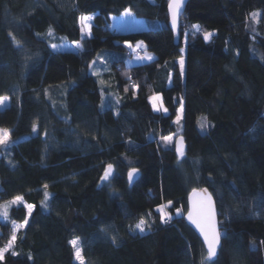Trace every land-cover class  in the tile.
Instances as JSON below:
<instances>
[{
  "label": "trees",
  "instance_id": "obj_1",
  "mask_svg": "<svg viewBox=\"0 0 264 264\" xmlns=\"http://www.w3.org/2000/svg\"><path fill=\"white\" fill-rule=\"evenodd\" d=\"M167 3L0 0V97L9 98L0 128L11 133L0 146V248L16 235L0 264H80L73 238L85 264H202L204 247L184 221L193 188L215 202L214 264H264V0H188L177 39ZM126 9L146 28L111 30ZM81 15L93 18L84 38ZM52 35L81 48L54 51ZM103 52L106 97L90 72ZM143 53L152 59L126 64ZM156 95L165 114L151 105ZM168 135L183 138V156ZM141 218L151 225L144 233Z\"/></svg>",
  "mask_w": 264,
  "mask_h": 264
},
{
  "label": "snow or ice",
  "instance_id": "obj_2",
  "mask_svg": "<svg viewBox=\"0 0 264 264\" xmlns=\"http://www.w3.org/2000/svg\"><path fill=\"white\" fill-rule=\"evenodd\" d=\"M184 4V0H169V10L171 13L172 18V25L175 29L177 26V19L181 12L182 6ZM131 10L126 9L124 12V15H131ZM257 14H254L253 18H256ZM93 18L91 16L87 15H81L79 17V22L81 25V31L82 32H88L90 34L91 31V25L89 24V21H91ZM194 27H198L195 26ZM52 34V30L49 29V35ZM211 36V33L205 34V39H208ZM142 43V42H141ZM129 47H132V45H128ZM140 45L138 44L137 47ZM52 48H58L59 46L56 44L51 45ZM79 47V45H78ZM183 51V49H181ZM138 59H148L151 60V56H145V57H137ZM180 66H181V75H183L184 70V60L183 57L180 58ZM7 96L0 97V107L5 106L6 102L8 101ZM150 99L153 102V107L157 111L160 110V107H162V104L158 107V102L161 100V97L159 96H153L150 97ZM166 112L167 109H164ZM180 112H183V106H181ZM181 119V115H177L176 123L179 124ZM201 128L207 127V122L203 121L200 124ZM33 131H36V125H33ZM11 133L10 130L7 128H0V146L6 147L10 141ZM161 139L165 141L166 143H171L173 141V137L171 135L169 136H162ZM176 151L180 156L184 155V145H183V138L181 137L176 144ZM112 168L113 165L108 164L107 168L105 169L104 176L102 177L103 180H107L108 177L112 174ZM136 172V169H132L128 173L129 181L131 182L133 179V175ZM47 188V185L44 186ZM48 193L45 192V198H47ZM21 196H16L12 201H10V204H17L22 201ZM189 201H190V209L188 211V220L191 221L192 224L196 226V228L199 230L200 234L203 236V242L206 245L207 253L204 257V260L202 261V264H207V262H212L214 264L213 258L217 256V249L220 247L221 243V233L218 231L217 228V221H216V211L214 202L212 199V194L208 192V190L205 189H196L193 188L191 193L189 194ZM171 204V201L168 202ZM27 209L29 210V215L31 214L32 205H25ZM167 207V205H161L158 207L157 211L161 212V220L163 222H168L171 217L164 212V209ZM179 212V210H177ZM4 215L7 216V212H4ZM27 224V220L24 221V224L15 227H23ZM145 227H151L147 223V221L143 218L139 220V222L135 225L136 229H139L140 232H143L145 230ZM16 240L15 232L12 235L11 239L8 241L7 245L4 248H0V259H3L4 253L10 249H12L14 243ZM115 242V241H114ZM75 251V257L77 260L80 261V264H85V259L82 255V249L80 247V241L79 238H75L69 242ZM13 255H15V252H13Z\"/></svg>",
  "mask_w": 264,
  "mask_h": 264
},
{
  "label": "rangeland",
  "instance_id": "obj_3",
  "mask_svg": "<svg viewBox=\"0 0 264 264\" xmlns=\"http://www.w3.org/2000/svg\"><path fill=\"white\" fill-rule=\"evenodd\" d=\"M124 12L120 16H111L110 17L109 27L111 30H113L115 32H122V31H130V30H137V29H141V28H146L147 23L143 19L135 18L133 16V14L124 15ZM89 24H91V21H89ZM80 30H81V25H80ZM54 35L49 37L50 38L49 39V46L51 47V45L56 44L59 47L55 48V49L51 47L52 50H54V51H57V50H60V51H78V50H80V48H81L80 42H78V41L71 42V41L66 40L64 37H61V36L58 37V36H54ZM89 35L90 34L88 32H82L81 31V38L87 37ZM204 38H205V35H204ZM208 39H205V40H208ZM129 44L132 45L131 43H125L127 49L132 52L135 48V45H132V47H129L128 46ZM78 45H79V47H78ZM136 48H138V47H136ZM182 49H183V51H181V53H182V57L184 60V47ZM106 53H108V52H103V53L99 54V56L92 62L91 66H90V72L92 74L98 75L100 84L102 86V90H104L103 95L105 97L109 96L113 93L112 90H110V89L105 90V87H106L108 82L104 80L103 74L107 70H109L108 64H107ZM139 54H141V53H139ZM138 56L139 55L133 54L131 57H127L125 59L126 64L127 65L139 64L143 60H145V59H138L137 58ZM145 56H146V53H143V55H141L139 57H145ZM179 62H180V59H179ZM94 72H96V73H94ZM156 96L161 97V95H156ZM150 102H151V105L153 107L152 100H150ZM8 103H9V100L6 102L5 106L8 105ZM161 104H162V97H161V100L158 102V107ZM5 106L0 107V109L4 108ZM153 109H154V107H153ZM164 109L165 108L162 104V107H160V110H161V112H163L165 114L167 111L165 112ZM180 115H181V113H180ZM171 136L173 137L172 142L176 141L177 136H175V135H171ZM28 214H29V210H28ZM138 231H139V233H144L147 231V227H145V230L143 232H140L139 229H138ZM73 239H75V238H73ZM73 239H71V240H73ZM80 247H81V245H80ZM72 248H73V246H72ZM73 253H74L75 261L80 262L75 257L74 248H73Z\"/></svg>",
  "mask_w": 264,
  "mask_h": 264
},
{
  "label": "water",
  "instance_id": "obj_4",
  "mask_svg": "<svg viewBox=\"0 0 264 264\" xmlns=\"http://www.w3.org/2000/svg\"><path fill=\"white\" fill-rule=\"evenodd\" d=\"M187 1L188 0H184V4L182 6V9H181V12L178 16V19H177V26L176 28L174 29L173 28V25H172V18H171V13H170V10H169V7H168V4H169V0H168V3H167V15H168V26L169 28L173 31L174 35H175V39H177L178 37V29H179V22H180V18L185 10V6L187 4ZM181 137H178L175 141V145H174V148H175V152L177 153L176 151V144H177V141L180 139ZM183 145H184V150H185V144H184V141H183ZM131 171V170H130ZM129 171V172H130ZM128 172V173H129ZM128 173H127V182L129 185H131L138 177H139V171L136 169V172L134 173L133 175V179L132 181L130 182L129 181V178H128ZM196 189H205V188H196ZM192 191V190H191ZM191 191L188 193L187 195V200H186V212L184 214V221L185 223L194 231V233L196 234V236L199 238V240L201 241L203 247H204V250L205 252L207 253V249H206V245L204 244L203 242V236L200 234L199 230L196 228V226L194 224L191 223V221L188 220V211L191 207L190 205V201H189V194L191 193ZM209 192V191H208ZM210 193V192H209ZM213 199V197H212ZM213 202H214V199H213ZM214 206H215V202H214ZM215 211H216V221H217V228H218V231L220 232L219 230V221H218V216H217V210H216V206H215ZM220 247H221V243H220ZM220 247H218L217 249V255H218V252H219V249ZM217 257V256H216ZM216 257L213 258V261H215Z\"/></svg>",
  "mask_w": 264,
  "mask_h": 264
},
{
  "label": "built area",
  "instance_id": "obj_5",
  "mask_svg": "<svg viewBox=\"0 0 264 264\" xmlns=\"http://www.w3.org/2000/svg\"><path fill=\"white\" fill-rule=\"evenodd\" d=\"M137 53H140V50L139 49H137Z\"/></svg>",
  "mask_w": 264,
  "mask_h": 264
},
{
  "label": "crops",
  "instance_id": "obj_6",
  "mask_svg": "<svg viewBox=\"0 0 264 264\" xmlns=\"http://www.w3.org/2000/svg\"><path fill=\"white\" fill-rule=\"evenodd\" d=\"M137 45H138V44H137ZM137 45H136V46H137ZM139 45H140L139 47H141V46H142V44H139Z\"/></svg>",
  "mask_w": 264,
  "mask_h": 264
}]
</instances>
